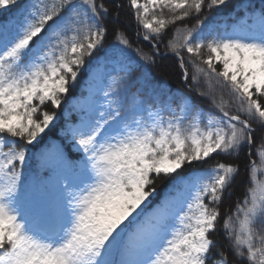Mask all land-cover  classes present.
I'll list each match as a JSON object with an SVG mask.
<instances>
[{"label": "snow or ice", "instance_id": "obj_1", "mask_svg": "<svg viewBox=\"0 0 264 264\" xmlns=\"http://www.w3.org/2000/svg\"><path fill=\"white\" fill-rule=\"evenodd\" d=\"M226 3L130 0L143 38L157 41L170 25ZM18 4L0 0V9ZM109 13L104 0H27L0 21V264H264V178H257L255 161L244 199L221 224L226 250L215 239L219 205L238 164L175 176L176 197L154 208L150 199L162 175L214 154L239 155L252 144L253 124L264 132V0L223 34L193 38L194 29H176L166 46L180 58L185 80L181 50L199 59L188 62L192 79L205 78L201 95L219 114L205 116L183 96L175 108L168 102L153 110L138 93L125 113L134 70L125 51L131 43L118 32L119 72L104 100L67 130L82 161L76 166L58 148L47 149L39 183H23L27 146L55 127L57 116L46 106L66 102L86 58L104 44ZM203 23L198 19L196 27ZM257 155L264 168V144Z\"/></svg>", "mask_w": 264, "mask_h": 264}, {"label": "trees", "instance_id": "obj_2", "mask_svg": "<svg viewBox=\"0 0 264 264\" xmlns=\"http://www.w3.org/2000/svg\"><path fill=\"white\" fill-rule=\"evenodd\" d=\"M26 2L27 0H19L18 5L10 6L11 10L0 9V21L9 18L14 14L16 8ZM104 2L110 9V13L105 21L108 31L104 44L97 52L93 53L92 57L86 58L83 68L79 71L77 80L70 86L66 102L62 103L59 109L46 106L48 111H54L57 116V120L53 122L55 127L50 125L49 129L45 130V133L42 134L43 139L41 143L35 146H27L29 151L22 170L24 178L35 176L40 181L43 176V170L40 167V154L47 149L58 148L76 166L82 161L83 154L77 149L71 136L67 134V130L79 123L81 113L85 109L83 108L84 104L91 101L93 106L104 100V90L108 88L111 79L119 72V64L117 63L119 54L116 49L123 48L124 46L118 44L116 40L118 32H124L131 43V48H127L125 51L133 61L132 67L134 70V87H131L128 95L125 113H129L132 107L131 94L138 93L139 98L146 102L145 107H151L153 110L160 107L162 103L168 102H171L172 107L175 108L183 96L190 98V102L197 109L203 110L205 116L209 112L219 114L218 110L213 107L210 97L208 95H201V92L208 91L205 78L201 75L197 82H194L192 79L196 73L195 69L188 62L189 60H195L199 63V59L181 50L185 67L188 70V79L185 80L184 70L180 67V58L166 46L170 40L176 38V29H194L193 38H196L201 33L205 36L223 34L224 31L230 30L244 16L246 10L261 6V0H227L226 5L220 6V8H214L211 11L205 8L200 17L193 15L184 21H178L175 25H170L166 29L163 38L157 41L153 39L145 40L143 38L146 30L137 21L135 9L130 6V0H104ZM115 5H120V7L116 8ZM198 19L204 21L199 28L196 27ZM138 49L142 50L143 53L153 56L155 63L148 64L141 59V55L137 51ZM202 55L206 57V50H202ZM102 65L104 66V83L98 92H92L89 90L92 83L87 81L88 75L92 69ZM201 66L206 68V65ZM219 67L217 65L218 70ZM74 101H77V104H74ZM80 102H83V104ZM142 116L147 119V112L142 113ZM253 127L256 128V132L253 135L252 144L246 145L239 155L225 156L223 154H214L207 160L185 164L173 176L165 177L162 175L153 185L155 192L150 197L153 200L152 207L154 208L158 205L164 196L178 193L177 188L174 187L175 176H189L197 171L208 170L213 168L218 162L238 164L240 169L239 175L236 176L234 183L228 190L229 194L224 196L219 205L221 217L217 224L215 239L221 250H226L228 241L223 235L221 224L227 214L235 213L236 204L244 199L246 188L251 186L249 183V168L252 161H255L256 167L260 169L257 172V178H264V168H261V161L257 155L261 145L264 144V132L256 124H253ZM249 153H251V156H249Z\"/></svg>", "mask_w": 264, "mask_h": 264}, {"label": "rangeland", "instance_id": "obj_3", "mask_svg": "<svg viewBox=\"0 0 264 264\" xmlns=\"http://www.w3.org/2000/svg\"><path fill=\"white\" fill-rule=\"evenodd\" d=\"M103 72H104V68L100 67V68L92 70L90 72V74H89L88 82H94V84H92V86H90V88L93 89L94 92L97 91L100 88V85H97L95 83L99 82L101 85L103 83V78H102L103 77ZM89 106H91V105L88 102V104L85 106V108H88ZM53 149H55V148H53ZM22 181H23V183L28 185L29 188L34 187L36 184L39 183L38 179L36 177H34V176H29L27 179H24V177L22 176ZM176 196H172V195L171 196H166L164 199H162L161 203L164 202L165 200H171L172 198H174Z\"/></svg>", "mask_w": 264, "mask_h": 264}]
</instances>
